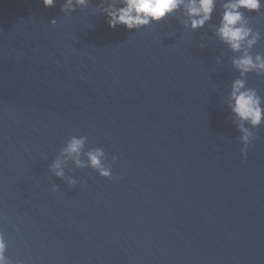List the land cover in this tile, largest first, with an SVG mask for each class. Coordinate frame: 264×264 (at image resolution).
I'll return each instance as SVG.
<instances>
[{
    "label": "water",
    "instance_id": "obj_1",
    "mask_svg": "<svg viewBox=\"0 0 264 264\" xmlns=\"http://www.w3.org/2000/svg\"><path fill=\"white\" fill-rule=\"evenodd\" d=\"M224 2L195 31L183 8L127 31L108 27L106 0H0V234L11 264H264V122L242 159L228 99L242 78L264 107V73L233 67L240 53L216 35ZM244 16L259 34L250 54L264 56V5ZM73 136L104 150L112 179L72 159L54 175Z\"/></svg>",
    "mask_w": 264,
    "mask_h": 264
},
{
    "label": "clouds",
    "instance_id": "obj_2",
    "mask_svg": "<svg viewBox=\"0 0 264 264\" xmlns=\"http://www.w3.org/2000/svg\"><path fill=\"white\" fill-rule=\"evenodd\" d=\"M44 8H50L56 0H40ZM108 6L103 9L106 22L110 29L122 26L127 31L139 30L149 24L159 23L166 16L177 9L183 8L187 17L186 26L195 31L209 21L217 0H106ZM84 5L87 0H65L64 9H70L73 4ZM117 4L119 7H117ZM264 0H226L221 5L222 13L216 35L234 53H240L233 59V67L240 72L241 77L249 72L264 73V56H253L250 49L259 38L258 33H253L246 26L245 12H259ZM63 10V9H62ZM55 24V20L50 22ZM229 107L236 118L240 136V154L245 159L250 142L254 139L250 129L258 128L264 122V107L255 90L245 88L244 79H236L232 83L229 96ZM88 137L73 136L63 147L60 155L50 165V170L57 178L64 177L63 163L72 159L76 167H89L102 179H112L111 164H106V155L102 148L94 147L84 151ZM86 156L87 164L81 161L80 156ZM117 157H112L115 163ZM66 183L71 188L76 181L67 179ZM56 192V186L51 188ZM6 241L0 234V264H11L5 255Z\"/></svg>",
    "mask_w": 264,
    "mask_h": 264
}]
</instances>
